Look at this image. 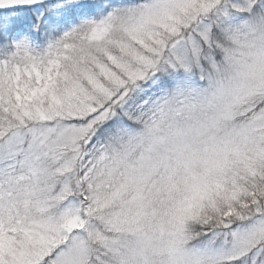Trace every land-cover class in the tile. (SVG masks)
<instances>
[{
  "label": "snow or ice",
  "instance_id": "snow-or-ice-1",
  "mask_svg": "<svg viewBox=\"0 0 264 264\" xmlns=\"http://www.w3.org/2000/svg\"><path fill=\"white\" fill-rule=\"evenodd\" d=\"M0 264H264V0H0Z\"/></svg>",
  "mask_w": 264,
  "mask_h": 264
}]
</instances>
